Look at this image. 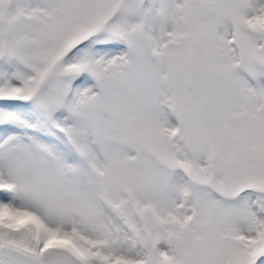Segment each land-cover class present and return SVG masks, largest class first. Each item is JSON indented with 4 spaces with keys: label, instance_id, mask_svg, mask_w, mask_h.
<instances>
[{
    "label": "snow or ice",
    "instance_id": "1",
    "mask_svg": "<svg viewBox=\"0 0 264 264\" xmlns=\"http://www.w3.org/2000/svg\"><path fill=\"white\" fill-rule=\"evenodd\" d=\"M0 264H264V0H0Z\"/></svg>",
    "mask_w": 264,
    "mask_h": 264
}]
</instances>
